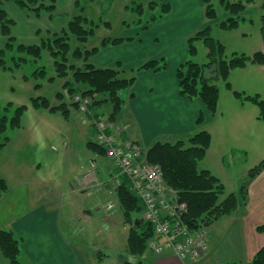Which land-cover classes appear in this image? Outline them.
Here are the masks:
<instances>
[{"label": "rangeland", "instance_id": "rangeland-1", "mask_svg": "<svg viewBox=\"0 0 264 264\" xmlns=\"http://www.w3.org/2000/svg\"><path fill=\"white\" fill-rule=\"evenodd\" d=\"M1 1L3 2L2 8L9 11L11 15L9 18L14 22V25L11 26V32L12 36L17 39L14 35L17 22L13 17L21 11L16 14L10 10V6H13L11 3L17 5L14 1ZM211 1L217 14V20L211 22L215 26L220 21L226 20L228 15L224 9H221L220 0L217 3H214L215 0ZM230 1L234 3L240 0ZM186 2H193L196 5V0H184L182 3ZM42 3L49 7L54 6V11H43L37 17L33 12L21 8L29 12L32 19L37 20V25L47 26L51 23V26H55L58 32H47L42 28L36 32L37 41L40 42V38H47L52 34H61L62 31L68 29L69 24L76 16L83 14L89 20V23L85 24L86 28L88 30L94 28L95 35L90 37L85 44L73 37L71 40L72 50L78 47L90 50L100 47L106 38H123L125 40L123 43H110L101 52L107 51L106 57L119 58L131 64L146 62L151 55H154L153 58L165 57L167 63H170L177 59L176 57L183 51L187 39L194 34L186 37L191 31V26H199L203 18L205 22H210L204 16L205 13L203 15L198 8L192 9L190 5L184 9H177L174 4L169 2L172 6L171 12L167 14L163 13L160 8L155 11L150 9L153 3L154 5L164 3L162 0H39L33 8L39 7ZM135 5L142 6L136 11L133 9ZM263 6L264 0H250L243 15L245 21L241 23V29L237 33L214 29L213 36L227 43L228 54H231L232 51H239V53L251 51V48L255 47V34L262 27ZM106 23H110L111 26H106ZM242 33H251L254 38L248 43H241L243 40L240 34ZM7 41L8 37L2 34L0 26V50L7 44ZM17 42L22 44L18 39ZM197 47L199 54L194 58L188 55L186 61L192 59L204 64L207 62L206 48L202 43H198ZM13 57L17 60L21 57L28 60L26 63L21 61V67L16 68L12 61ZM95 57L90 59L91 63L94 62ZM5 58L8 65L13 69L7 71L0 66V104L2 107H7L9 103L13 104V107H9L10 110H8L9 117L14 115L18 106L26 105L28 111L22 119L21 128L16 130L9 128L2 136L3 138L0 139V143H2L4 137L10 138L8 144L0 150V178L7 181L9 188H23L25 190V203L28 204L29 202V206L32 202H40V204L48 205V208L54 207L61 212L62 227L67 234L66 239L73 248H77L81 260H87L88 264H117L121 261H129L130 254L127 251L129 231L136 220L131 221L130 225L125 223L117 190L106 188L105 185L100 184L96 185L94 187L96 190H93L89 195H79L72 192L73 189L79 187L80 168L85 164L80 162V157L87 159L89 155L87 144L96 140V137L87 139V127L83 126V128L76 122L77 118L80 121V115L89 116L77 112L78 110L71 105L79 94L69 96L64 88L66 81L73 79L72 73L68 79L57 77L49 81L56 77L57 72L54 66V58L48 52H45L37 60L17 53H7ZM70 63L81 68L86 65L83 60L70 59ZM93 64L95 65V63ZM118 65L123 70L122 77H126L128 74L133 75V70L129 71L120 63L114 67ZM44 70L46 74L39 80L33 78L35 72ZM243 74L244 71L239 69L232 74L230 81L233 82L235 90L244 92L245 89H249L248 91L251 92L246 93V95L258 94L264 99V73L252 69L248 71L247 75ZM36 84L40 86L39 89L35 88ZM132 88L123 92L125 98ZM220 89L221 109L242 104L235 98L233 92L226 88L225 83H220ZM59 92L64 94L72 115L74 118L77 117L74 119L76 121H68L60 113L50 114L48 111L37 110L32 106V98L39 96L50 99L52 105L60 104L61 102L57 98ZM83 97L91 99L90 96ZM246 104L249 108H254L255 112L259 111L256 105L249 102ZM106 111L107 114H104L103 117L109 118V110L106 109ZM103 119L100 118L98 121ZM90 120L92 128L97 130L96 122L98 121L92 118ZM88 121L89 119L86 118L84 122L89 125ZM234 137L243 140L240 131ZM230 142L232 144L226 145L225 149H229L235 143ZM256 142H260L259 146L264 145V133L262 137L258 135ZM141 147L147 153V148L142 145ZM255 149L256 146L251 148L246 161L245 158H239V160L245 161L241 164L238 162L234 166L236 163L232 159L227 160V167H232V173L235 174L231 176L232 182L235 177H238V181L240 179L243 183L248 176L247 169L256 167L264 160L262 150L255 151ZM86 164H88V159ZM105 178L106 176L101 177L100 182H104ZM226 179L229 181L230 176H227ZM228 184V188H232L231 184ZM110 205L112 206L111 209L109 208ZM4 210L3 205H0V221L9 217L8 212H4ZM15 210L19 213L22 209H16L15 206L13 211ZM134 218H138V215H134ZM146 255L147 251L143 256ZM99 257H102L103 262H100Z\"/></svg>", "mask_w": 264, "mask_h": 264}, {"label": "trees", "instance_id": "trees-1", "mask_svg": "<svg viewBox=\"0 0 264 264\" xmlns=\"http://www.w3.org/2000/svg\"><path fill=\"white\" fill-rule=\"evenodd\" d=\"M14 1L20 8L33 12L39 17L43 11H54V6H46L44 3L36 5L39 0H7ZM205 5V17L210 22L217 20L215 6L211 0H203ZM250 0H240L231 2L230 0H220L222 9L227 13L228 18L220 21L216 26L224 31H233L240 27L245 21L244 13ZM3 2L0 0V26L1 32L8 37L7 44L0 50V66L4 70H12L5 60L7 53H17L25 57L41 58L45 52H48L54 58V66L57 75L55 78L68 79L70 73L73 79H68L64 84L69 96L75 94L90 96L93 100L91 103V111L94 114L91 117L100 119L109 110V121L117 123L119 118L126 111V99L123 92L133 87L136 77L125 78L121 76L123 70L120 65L117 67L101 68L90 62L101 50L110 43L121 44L125 40L106 38L100 47L90 50L78 47L72 50L71 40L75 37L79 42L85 44L89 38L95 35V29L88 30L85 24L89 23L88 18L80 14L75 17L68 26L67 30L61 34H52L47 38H40L39 44L23 45L18 44L17 39L12 36L11 26L14 25L13 20L9 18V14L2 8ZM156 4V3H155ZM142 5H135L136 11ZM152 11L160 8L165 14L171 12L169 3H154L151 5ZM264 10V6H263ZM264 12V11H263ZM138 13V12H137ZM262 27L261 34L264 44V15L261 17ZM110 27V23H106ZM214 26L208 23L202 29L195 32L187 39L189 56L194 58L199 54L198 43H202L206 48L207 62L200 64L194 60H188L180 65L177 70L179 80L180 94L190 100L201 99L207 110L212 116H216L219 103L221 100L220 83H225L228 90L232 91L235 98L242 103L249 102L256 105L259 109L258 119L264 122V99L260 95H246L233 89L229 79L231 73L238 69H245L250 65L264 66V50L258 51L253 55L245 53L228 54L226 46L213 36ZM70 59L85 61V67L81 68L76 64L70 63ZM28 59L21 57L17 60L13 57L12 61L16 68L21 67L20 62L26 63ZM120 66V67H119ZM14 67V68H15ZM167 67L165 58L159 60H148L133 72L142 71L160 72ZM46 72L37 71L33 78L39 80ZM34 79V80H35ZM35 80V81H36ZM36 89L40 86L36 84ZM98 97V98H97ZM60 104L52 105L51 100L45 97L32 98V106L37 110L48 111L50 114H62L66 120L71 119V110L62 92L57 94ZM75 109L78 105L74 102L71 104ZM13 107L9 103L7 107L0 104V139L11 129H19L22 126V119L28 111L26 105L18 106L13 116H8V110ZM73 108V109H74ZM78 110V109H77ZM205 122L204 117L200 116L198 125L201 126ZM9 137H4V141L0 143V150L3 149L8 142ZM212 145V136L206 130H200L186 140H178L176 142H157L147 151V162L159 165L164 173V179L169 188L177 191L181 201L188 204V211L183 216V221L192 229L196 230L200 227H211L216 222L225 217L233 215L241 206H245L248 201L249 188L251 184L264 172V160L256 167L252 168L246 180L241 185L237 193L227 195L226 187L219 178L213 175L209 170L202 169L200 163L206 158L207 152ZM87 147L90 151L105 155L104 148L94 142H89ZM9 186L5 179L0 178V199L8 191ZM118 198L124 212L125 223L130 225L134 223L129 231L128 251L136 256H143L147 251L148 241L154 236L153 227L140 220L143 208L140 199L130 190L129 181L124 178L121 186L117 190ZM223 196H226L221 200ZM138 215V218H134ZM0 250L9 264H23L20 260L21 240L13 231L0 228ZM124 264H133L129 261ZM136 264V263H134ZM138 264H143L140 262ZM237 264V263H234ZM251 264H264V247L259 250Z\"/></svg>", "mask_w": 264, "mask_h": 264}, {"label": "crops", "instance_id": "crops-1", "mask_svg": "<svg viewBox=\"0 0 264 264\" xmlns=\"http://www.w3.org/2000/svg\"><path fill=\"white\" fill-rule=\"evenodd\" d=\"M162 1L164 3L171 2L177 9H184L190 5L192 9L198 8L203 15L205 13V5L202 0H196V5L193 2L182 3L184 0ZM218 1L215 0L214 3ZM11 5L13 6H10V10L16 14L21 11L15 17L12 16L17 22L14 35L20 43H26L27 45H30L31 42H34L31 45L39 43L36 32L42 30V28L47 32L58 33L55 26H51V23L47 26H39L36 24L37 20L30 17L29 12L22 10L15 4L11 3ZM216 8H218L217 5ZM7 12L9 13L8 10ZM208 23L211 22H205L203 18L199 26H191V31L186 37L202 29ZM215 28L219 29L216 25ZM240 29L239 27L229 32L237 33ZM240 35L243 40L241 43H248L249 40L254 38L251 33ZM219 41L227 49V43L221 39ZM255 41L256 45L251 48V51H243L242 53L253 55L264 50L261 29L255 34ZM234 52L239 53V51H232V53ZM106 53L107 51L97 55L93 63L101 68L114 67L120 63L129 71L135 70L145 63L131 64L119 58L106 57ZM132 55L134 54L132 53ZM188 55L189 50L186 41L181 54L176 57L177 59L167 63L165 70L128 74L125 78L136 77L137 81L127 97H124L126 99V111L117 123L125 129L124 139L138 141L147 150L157 142H176L188 139L200 130L208 131L212 136V145L206 158L200 163V167L209 170L221 180L226 187L227 195L237 193L243 184L241 183L242 180L239 179L238 181V177H235L232 182L231 176L235 174L232 173V167H227L226 163L229 159L236 163L234 166L238 162L240 164L245 162L251 148H254V146H256L255 151L262 150L264 154V145L259 146L260 142H256L258 135L263 136L264 122L258 119L259 111L255 112L254 108H249L247 102L221 109L220 100L218 112L216 116H212L201 99L190 100L183 97L180 94L177 70L181 64L186 62ZM153 57L154 55L149 56L147 61L165 58L161 56L160 58ZM252 69L264 73V66L250 65L239 70L244 71L243 75H247L248 71ZM234 72L231 73L230 79ZM230 83L235 90L233 82L230 81ZM248 90L245 89L244 93L251 92ZM80 116V121L77 117L76 121L71 113L70 120L76 121L81 127H87V139L95 137L96 131L91 126L90 118L85 116L89 119V125H87L84 122L86 118ZM200 116H203L205 120L201 126L197 123ZM238 131L241 133L242 141L238 137H234ZM230 141L235 142L234 145H231L229 149H225V146L231 143ZM88 151L87 159L89 161L94 153L89 149ZM239 158H245V161H241ZM87 159L80 157V162L85 164L80 168L79 187L72 190L75 194L89 195L93 190H96L94 180L87 185H84L82 181ZM250 170L247 169V174ZM109 171V164L104 158H100L98 180L100 181L101 177L107 176ZM227 176H230L229 181L226 179ZM228 183L231 184L232 188H228ZM0 205H3L4 212L7 211L9 214V217L0 221V228L13 231L21 240L20 260L23 264H88L87 260L80 259L77 248H73L72 244L66 239L67 234L62 227L61 212L58 209L48 208V205L40 204V202H32L29 206V202L28 204L25 203V190L23 188H9L0 199ZM15 206L16 209L22 210L19 213L16 210L13 211ZM209 241L210 249L202 258L196 261H182L171 254L136 256L131 254L127 247L130 254L129 262L133 264L140 262H143V264H251L259 250L264 247V172L251 184L246 205L241 206L233 215L221 219L209 228ZM99 260L103 262L102 257H99ZM0 264H9L1 250ZM117 264H124V261Z\"/></svg>", "mask_w": 264, "mask_h": 264}, {"label": "built area", "instance_id": "built-area-1", "mask_svg": "<svg viewBox=\"0 0 264 264\" xmlns=\"http://www.w3.org/2000/svg\"><path fill=\"white\" fill-rule=\"evenodd\" d=\"M74 102L82 113L90 112V98L78 95ZM96 123L95 141L104 148V159L110 166L106 182L102 185L118 189L124 178L129 181L130 190L144 208V219L154 229V236L147 244L148 251L154 255L171 254L183 261L202 258L209 250V227L192 230L183 221L188 204L181 201L177 191L167 186L162 168L147 162L141 144L121 139V127L105 119ZM100 156L96 153L89 160L84 184L95 178Z\"/></svg>", "mask_w": 264, "mask_h": 264}, {"label": "water", "instance_id": "water-1", "mask_svg": "<svg viewBox=\"0 0 264 264\" xmlns=\"http://www.w3.org/2000/svg\"><path fill=\"white\" fill-rule=\"evenodd\" d=\"M136 224H138V222H136Z\"/></svg>", "mask_w": 264, "mask_h": 264}]
</instances>
